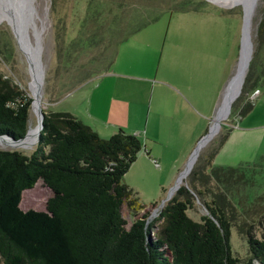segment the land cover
Segmentation results:
<instances>
[{"label":"rangeland","instance_id":"rangeland-1","mask_svg":"<svg viewBox=\"0 0 264 264\" xmlns=\"http://www.w3.org/2000/svg\"><path fill=\"white\" fill-rule=\"evenodd\" d=\"M28 2L30 13L23 29L21 25L18 29L11 21L12 7H8L5 0L0 1V76L17 84L33 98L32 61L27 46L33 49L38 44L42 68V109L73 111L86 120V99L97 83L102 90L112 91V87H116L114 92L129 94L131 99L137 100L133 105L141 119L137 113V117L129 118L128 125L122 128L137 134L142 148L122 181L132 188L142 206L134 209L124 201L121 211L127 227L143 213L153 218L171 196L174 187L186 182L189 158L201 137L213 125L215 111L239 59L246 3L241 0L232 4L213 0ZM154 15L156 18L152 19L150 16ZM263 17L264 0H254L249 35L252 51L257 27ZM134 25L140 27L119 41ZM105 71L109 74L99 75ZM118 73L127 76H118ZM85 76L87 79L93 76V80H86ZM141 77H155L156 81L147 82ZM154 82L153 105L157 104L161 111H165L164 114L170 116L165 117L158 128H148L146 135L142 124H145L147 99ZM259 88L261 93L253 101L248 119L264 124V83L259 84ZM245 96L250 100L255 98L250 97V93H245ZM32 105L29 128L37 124L38 108L34 109ZM241 118L238 108L230 107L228 115L220 120L217 131L198 151L191 168L205 162L208 152L223 133L235 124L242 126ZM136 125L141 126L140 131L130 130ZM112 133L101 137L106 138ZM35 140L28 146L3 143L0 148H17L29 153ZM247 162H255L259 166L245 168V177L249 180L229 186L230 190L213 179H209L206 185H199L208 189L205 191L208 201L214 192L222 191L229 202L224 208L228 215H233L230 246L233 255L239 259L237 264H246L250 255L246 233L240 231L239 225L245 221L244 228L258 238L264 231V139L257 156ZM213 163L216 164L215 161ZM35 186L45 188L43 204L26 206L23 202L21 206L19 202L21 209L45 208L51 190L41 179ZM192 201L193 206L187 209V214L200 221L208 209L195 192Z\"/></svg>","mask_w":264,"mask_h":264},{"label":"trees","instance_id":"trees-1","mask_svg":"<svg viewBox=\"0 0 264 264\" xmlns=\"http://www.w3.org/2000/svg\"><path fill=\"white\" fill-rule=\"evenodd\" d=\"M139 27L134 25L119 41ZM261 83L264 17L231 109L247 114L254 104L245 93L259 90ZM31 102L25 90L0 76V136L17 140L25 135ZM42 111V128L31 152L0 148V264H237L230 246L233 215L224 208L229 202L222 191L208 201V189L199 187L213 179L230 190L249 180L245 168L259 166L213 163L231 128L205 162L189 170L186 182L178 184L156 216L143 213L127 227L123 202L134 209L142 205L122 177L142 148L140 138L122 127L103 138L69 111ZM38 179L51 190L45 208L21 209L19 202L43 204L45 188L33 187ZM194 192L208 209L200 221L187 214ZM246 224L239 225L247 236L246 264H264V231L258 238Z\"/></svg>","mask_w":264,"mask_h":264},{"label":"crops","instance_id":"crops-1","mask_svg":"<svg viewBox=\"0 0 264 264\" xmlns=\"http://www.w3.org/2000/svg\"><path fill=\"white\" fill-rule=\"evenodd\" d=\"M109 74L105 71L102 75ZM110 74H113L110 72ZM98 76V75H97ZM118 76H127L126 74L118 73ZM93 80V76L90 78ZM86 79V80H88ZM146 80L147 82L156 81L154 78H143L141 80ZM160 84H165L163 81H159ZM155 82L152 84L149 92V97L147 99V111L145 113V124H142V129L147 135L148 128L156 129L159 127V123L165 120V117L170 116L164 114L165 111H161L157 104L153 105V96L155 92ZM116 88V87H114ZM106 91L100 89V83L92 86L87 96V104L85 106V116L86 120L82 118L80 114L73 112L81 121L92 127L100 136H105L107 133H112L118 127H124L123 125H128V119H133L137 117L134 105L137 100L131 99L129 94H118V92ZM253 91V90H252ZM261 90L256 94L253 101L260 95ZM146 103V102H145ZM159 110V111H158ZM252 110V109H251ZM251 110L241 116L242 126L234 125L228 133V136L219 150L216 152L213 162L217 165H233L248 161L252 157L257 156V151L261 146L264 139V124L262 122H251L252 119H248ZM162 112V114L160 113ZM141 114L138 113V119ZM141 119V118H140ZM143 119V118H142ZM111 126V127H108ZM124 127V128H125ZM137 129V130H136ZM141 126L136 125V127L130 128L132 131H140ZM154 130L151 132L153 135ZM137 135V134H136ZM147 139V136L145 137ZM150 151V150H148Z\"/></svg>","mask_w":264,"mask_h":264},{"label":"water","instance_id":"water-1","mask_svg":"<svg viewBox=\"0 0 264 264\" xmlns=\"http://www.w3.org/2000/svg\"><path fill=\"white\" fill-rule=\"evenodd\" d=\"M28 1L29 0H5L6 5L8 7H10V8L12 7V14H11L12 20L11 21L13 23L16 22L19 26L21 25L22 29H23V26L25 25V23L27 21V16L30 13V7H29V2ZM241 1L243 2V4H244V2L245 3L249 2V8H250L249 12L252 13L253 12L254 0H241ZM247 23H248V20H247V16H246V12H245V7H244L242 38H241V43H240V52H241L243 44H245V59H244V63H243V70L241 72H239V73L235 72L234 75L230 78V80L228 82L230 84V90H229V93H228V96H227V100H226V104H225L224 110H223L222 115H221V120L224 119L228 115L233 100L238 96V94H239V92L241 90V87H242V84H243V81H244V77H245L246 71L248 69V64H249V61L251 59L252 47H251L250 37L248 36V32L246 31L247 30V25H248ZM244 37H246L245 43H244ZM31 54H33L34 58L38 62V66H39V84H41V82H42V68H41L40 61H39V56H38L39 55V46H38V44L33 46ZM28 61L30 63L29 57H28ZM33 100H34V97L32 98L31 105L33 104ZM36 113H37V124H36L37 125V135H36L35 143H36V141L38 139L40 130L42 128L43 111H42V108H41L40 101H38V109H37ZM220 123H221V121L218 122V124L216 125V127L213 130L210 128L201 137V139L199 140V142L195 146V148H194V150H193V152H192V154H191V156L189 158L185 175L191 169V165H192V163H193L198 151L202 147V145L217 131L218 127L220 126ZM28 130H29V128H28ZM28 130H27V132H28ZM27 132L25 133V135L27 134ZM23 137H21L19 139H22ZM19 139H17V140L11 139V140L18 141ZM177 186H178V184L174 187V189Z\"/></svg>","mask_w":264,"mask_h":264},{"label":"bare ground","instance_id":"bare-ground-1","mask_svg":"<svg viewBox=\"0 0 264 264\" xmlns=\"http://www.w3.org/2000/svg\"><path fill=\"white\" fill-rule=\"evenodd\" d=\"M213 1H217L222 4H232L238 0H213ZM249 11H250L249 4L248 2H246L245 12H246L247 20H248L246 31L248 32V36L250 35V19L252 16V13H250ZM13 24L18 29H20V27L18 26V24H16V22ZM245 39L246 37H244V43H245ZM27 47H28L27 48L28 55L29 57H31V61H32L31 71H32V77H33L32 79H33V92H34V102H33L32 107L35 109V108H38V101H40V97H41V91H40L41 84H39V68H38L36 59L34 58L33 54H31L32 47L30 45H28ZM244 59H245V44H243L240 55H239V59H238L236 70H235L236 73H239L243 70ZM229 90H230V84L228 83L223 91L222 101L215 111L213 125L211 127L212 130L216 127L218 122H220L221 120V115H222V112L226 104ZM36 135H37V125H35L34 127H30L27 134L22 139H19L18 141H13L6 136H0V144L6 143L9 146H28L34 142V140L36 139Z\"/></svg>","mask_w":264,"mask_h":264},{"label":"built area","instance_id":"built-area-1","mask_svg":"<svg viewBox=\"0 0 264 264\" xmlns=\"http://www.w3.org/2000/svg\"><path fill=\"white\" fill-rule=\"evenodd\" d=\"M259 92V90L258 89H254L253 91H251L250 92V97H254V96H256V94Z\"/></svg>","mask_w":264,"mask_h":264}]
</instances>
